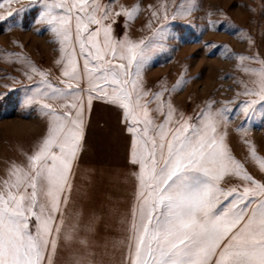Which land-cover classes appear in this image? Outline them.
Instances as JSON below:
<instances>
[{
  "label": "snow or ice",
  "instance_id": "obj_1",
  "mask_svg": "<svg viewBox=\"0 0 264 264\" xmlns=\"http://www.w3.org/2000/svg\"><path fill=\"white\" fill-rule=\"evenodd\" d=\"M7 3L11 11L0 12V20L37 10L34 22L58 44L54 63L59 77L58 82L50 79L51 70L24 52L0 53L5 61L20 64L22 75L32 81L21 85V106L37 110L46 121L39 136L27 146L18 142L16 154L5 158L0 264H264V153L247 126L257 115L264 122V56L204 41L206 47L220 48L225 58H236L247 78L237 77L241 88L219 107L209 99L199 111L188 113L173 102L172 93L182 90L190 77L181 73L171 88L161 84L153 91L144 73L154 53L168 39L179 38L175 22L192 25L188 17L199 8L197 0L148 5L151 31L141 37L130 30L144 11L139 2ZM216 11L223 19H211L209 10L202 32L245 31L223 9ZM121 16L124 30L118 34L115 25ZM243 38L255 43L250 35ZM232 75L225 73V78ZM240 95L246 99L233 105ZM94 100L119 110L130 134V170L116 172L114 180L131 182V200L126 209L110 208L119 217L121 234L99 240L91 239L97 233L95 211L87 219L82 208L68 213ZM240 113L244 118L236 131L247 146L244 160L228 139L229 125ZM248 160L258 165L260 178L249 171ZM62 247L71 251L58 262Z\"/></svg>",
  "mask_w": 264,
  "mask_h": 264
},
{
  "label": "rangeland",
  "instance_id": "obj_2",
  "mask_svg": "<svg viewBox=\"0 0 264 264\" xmlns=\"http://www.w3.org/2000/svg\"><path fill=\"white\" fill-rule=\"evenodd\" d=\"M19 2L23 3L25 0ZM116 2L126 5L139 2L144 7V11L131 25L130 30L134 37L148 36L151 31L147 27L150 13L148 5H155L159 0H116ZM168 2L171 5L173 0ZM174 3L179 4L180 0H174ZM197 3L199 8L188 17L192 20V25L176 21L175 32L179 38L168 39L163 50L154 53L150 66L144 73L147 86L153 91L158 90L161 84L171 88L180 78L181 73L190 77L182 90L172 93L173 102L188 113L199 111L209 99L216 100V106L219 107L221 101L230 100L236 95L237 89L241 88L236 82L237 77L247 78L242 69L236 67L238 63L236 58H225L220 48L206 47L204 41L226 42L234 52L253 54L258 51L264 56V0H197ZM17 6L18 4L14 2L13 7ZM217 9H223L231 20L245 31L235 35L232 31L219 29L202 32L200 26L207 24L209 17L206 13L209 10L214 13L211 19H223ZM6 11H11L7 0H0V12ZM36 15L37 10L32 9L0 20V53L4 49L24 52L40 67L50 69L49 78L58 82L59 66L54 63L59 55L58 44L53 41L51 33L46 28L34 22ZM155 23L153 21V27ZM223 27L221 25V28ZM115 28L118 34L123 33L122 16L118 18ZM249 35L255 40L254 44L243 38ZM17 40L21 43L17 44L15 42ZM20 68V64L5 61L0 56V93L6 94L0 98V175H3L5 158L16 154L17 143L27 146L45 129V118L37 110H29L21 106L24 95L21 85L32 84V81L22 75ZM228 72L234 75L225 78V73ZM243 99L246 97L240 95L238 100L233 101V105L239 104ZM243 118V113L234 116L229 125L228 137L234 153L242 160L247 156V146L241 140V134L236 128ZM247 126L250 128V138L264 153V122L257 115ZM125 141L128 142L126 147L128 157L130 134L124 129L120 111L103 101L94 100L88 119L86 147L80 160L109 159L115 156L121 158L123 157L121 146ZM110 150L113 153L109 152ZM246 166L257 178L261 177V170L254 161H246ZM99 173L87 172L80 180L76 178L73 198L68 205L69 216L81 208L85 219L89 213L93 211L97 213V233L91 236L93 240H99L101 237L111 239L121 234L119 217L110 211V208L115 205L121 210L126 209L131 200L130 182L125 187L123 183H118L113 178L110 184L107 183L104 174ZM111 177L114 175L110 176V181ZM70 251L71 249L62 247L57 257L58 262L66 260Z\"/></svg>",
  "mask_w": 264,
  "mask_h": 264
},
{
  "label": "crops",
  "instance_id": "obj_3",
  "mask_svg": "<svg viewBox=\"0 0 264 264\" xmlns=\"http://www.w3.org/2000/svg\"><path fill=\"white\" fill-rule=\"evenodd\" d=\"M128 146V142L125 141L122 143V150H123V157L119 158L117 156L109 159H87V160H80L79 161V166L75 169V179L74 181L80 180L81 176L85 175L84 173L87 172H102L104 174L103 176L105 177L107 183L113 182L112 179L114 177H111L110 181V176L114 175L116 172H124L130 170V165L127 163V151L126 147ZM128 149V148H127ZM111 152V150L109 151ZM113 153V152H111ZM99 173V174H100ZM99 175L100 177H102ZM77 178V180H76ZM76 183V182H75ZM131 183V182H130ZM78 185V184H77ZM126 187V184H124Z\"/></svg>",
  "mask_w": 264,
  "mask_h": 264
}]
</instances>
